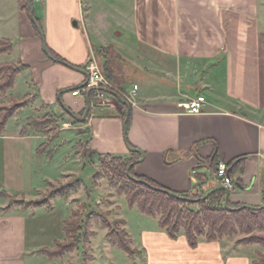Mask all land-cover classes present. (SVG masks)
I'll use <instances>...</instances> for the list:
<instances>
[{
  "label": "crops",
  "instance_id": "1",
  "mask_svg": "<svg viewBox=\"0 0 264 264\" xmlns=\"http://www.w3.org/2000/svg\"><path fill=\"white\" fill-rule=\"evenodd\" d=\"M27 5L0 0V40L12 44L0 66L25 67L0 94V105L17 107L0 130V264L55 260L42 251L66 239L65 223L80 205L123 221L136 251L127 255L142 264H255L264 250L236 246L237 238L201 237L195 248L184 231L171 239L158 219L130 208L101 180L95 186L98 172L68 199L29 203L82 182L85 167L98 171L105 156L131 159L129 146L141 152L135 175L172 193L209 194L222 186L221 163L234 181L229 204L263 207L264 0H33L44 41ZM92 59L124 96L138 90L132 103L110 98L90 107L82 123L88 101L72 92L87 75L63 63L84 71ZM199 96L204 112L188 114L183 105ZM45 117L53 120L47 135L29 125ZM65 131L75 137L60 138Z\"/></svg>",
  "mask_w": 264,
  "mask_h": 264
},
{
  "label": "trees",
  "instance_id": "2",
  "mask_svg": "<svg viewBox=\"0 0 264 264\" xmlns=\"http://www.w3.org/2000/svg\"><path fill=\"white\" fill-rule=\"evenodd\" d=\"M28 15L31 17L30 7H26ZM37 24L39 25V21ZM37 29V27H36ZM12 51V44L7 40H0V56ZM13 65L0 66V94L6 95L13 87L16 76L21 69ZM92 99V97H91ZM15 105L0 106L2 113L0 118V130L6 125V121L16 111ZM125 116V120H126ZM53 123L49 117L39 120H32L30 126L37 129L36 131L48 132L46 127ZM130 125V118L126 125L128 131ZM53 131V130H51ZM139 159V155L132 154L131 159L125 160L122 157L105 156L101 158V166L107 173L111 184L117 189L119 197H125L130 208L137 207L141 214L159 220L161 229L169 235L171 239H176L182 230L189 242L190 247L195 248L198 245V239L205 237L208 241H217L225 237H233L239 232L251 235L255 231H264V210L251 211L243 209L240 211H229L224 206L226 193L222 190L213 193L207 200L203 198L207 193L201 194H179L178 196L193 200L189 202L186 200H178L164 191H169L155 182L139 177L134 173V167L130 170V175L134 180L128 176V168L135 164ZM101 178V172H98L94 177V185L97 186L96 181ZM137 181H143L150 184L153 188H149ZM81 181H75L60 188H55L48 193L46 198L36 202L29 203L31 206L47 205L58 197L68 199L74 192H77L82 187ZM89 197V196H88ZM17 205V204H11ZM198 206V211L191 209ZM232 209L241 208L238 205H230ZM86 205H80L77 210L72 213L71 218L65 223L66 239L62 242H57L53 249L43 250L42 253L51 259L63 258L67 253H72L79 250L81 243L88 246L86 251L90 253L91 239L95 233L92 231L93 225L100 224L107 229V239L110 243L118 249L124 251L130 257L136 254L131 247V240L123 228L125 225L123 221H114L112 224L108 221H102L103 218L96 212L90 213L84 219V211ZM107 219L110 214H105ZM258 243L264 247V238H248L237 242L236 246L250 245ZM88 259L90 256H87ZM255 264H264V254H259L258 260Z\"/></svg>",
  "mask_w": 264,
  "mask_h": 264
},
{
  "label": "rangeland",
  "instance_id": "3",
  "mask_svg": "<svg viewBox=\"0 0 264 264\" xmlns=\"http://www.w3.org/2000/svg\"><path fill=\"white\" fill-rule=\"evenodd\" d=\"M1 79H2V76H0V82L2 81ZM0 106H3V105H0ZM49 118L52 119L51 117H49ZM41 119H43V118H41ZM37 120H39V119H37ZM46 128H49V125ZM47 131L48 132H44V130H41L40 132H43L46 135L50 134L52 132L51 130H47ZM74 137L75 136H74L73 132L65 131L64 133H62L60 138H64L67 141H70ZM55 141H56L55 139H51V142H48V143H54ZM100 165H101V162H100ZM97 172H101V178L99 180H101L103 182V184L112 187L113 191H115L116 195L118 196L116 187L113 184H111L110 179L107 176V173L102 168V166L100 167V169L98 171L93 166H86L85 167L84 173L81 176L82 184H83L82 188H85V183L88 187L90 185H92L93 176ZM75 181H79V180L73 179L68 184L75 182ZM58 188H60V187H58ZM49 192H51V191H49ZM74 193H76V192H74ZM46 196H45V198H46ZM10 201H11V204H17V205L25 203L21 199L20 200L11 199ZM191 209L196 210V211L199 210L198 206H194ZM90 213H92V211H84V215H83L84 219H86V217ZM98 214H100L101 217L103 218L102 221H106V222L109 221L111 224H112V222H114V221H110L109 218L107 219V217L105 216L104 213L98 212ZM182 231H184V230H182ZM95 232H96V239L92 241V246H91V248L93 249L94 256H95L94 264H111V263H109L110 262L109 261L110 259L108 257L109 254L112 255L111 261L115 262L116 264H142V261H140V260L135 261V259L130 258L124 251H122L118 248L111 249L110 243L105 236L106 231L103 229V227H101L100 225H96ZM225 238H232V239L237 238L238 242L246 240L248 238H253V240H257L258 238H264V231H258L257 230L254 233H252L251 235L239 232L237 235H235L233 237H225ZM250 245H259L261 247V249L264 250V247L258 243H254V244H250ZM87 248H88V246H85L83 243H81L79 250L72 252V253H70V252L67 253L64 256V258L55 259L52 262H50L48 259H44V261L40 264H88V257L87 256H90V253H88V251H86ZM261 254H263V253H261Z\"/></svg>",
  "mask_w": 264,
  "mask_h": 264
},
{
  "label": "built area",
  "instance_id": "4",
  "mask_svg": "<svg viewBox=\"0 0 264 264\" xmlns=\"http://www.w3.org/2000/svg\"><path fill=\"white\" fill-rule=\"evenodd\" d=\"M84 71L87 74V81L85 85L72 92L74 97L89 98L90 107H96L98 104L108 102L110 98H116L117 96L120 97L123 102L132 103V97L138 90L137 86L133 88V92L130 97L124 96L122 92H120L113 85V83L108 80L95 59H92L87 63ZM205 104V98L203 96H199L183 105V108L188 114L200 115L204 112ZM217 176L220 179L222 186H224L228 191L234 189V181L231 177L228 166L220 163L217 169Z\"/></svg>",
  "mask_w": 264,
  "mask_h": 264
},
{
  "label": "water",
  "instance_id": "5",
  "mask_svg": "<svg viewBox=\"0 0 264 264\" xmlns=\"http://www.w3.org/2000/svg\"><path fill=\"white\" fill-rule=\"evenodd\" d=\"M29 7H30V9H31V17H32V21H33L34 25L37 27L39 33H40L41 36H42V40L44 41V39H43V35H42V32H41V29H40L39 25L37 24V21L35 20L34 15H33V0H29ZM74 25H77V23L75 22ZM44 50H45V53L47 54V56H48L49 58L53 59L54 61H57V60H55V59L49 54V52H48L47 47H46L45 44H44ZM57 62H60V61H57ZM63 64H64L65 66L69 67L70 69H73V70H75V71H78V72H81V73L87 75L84 71H82V70H80V69H78V68H75V67H73V66H71V65H68V64H65V63H63ZM116 98H117L120 102L124 103L123 100H122L120 97L117 96ZM87 101H88V109H87V111H86V115L84 116V118H82V119H78V120H79L80 122H82V123L86 121L87 116H88V114H89V109H90V101H89V98H87ZM130 112H131V108H130V106H128V113H127V117H126V120H125V128H126V125H127L128 121H129ZM125 135H127L126 132H125ZM128 149H129L131 152L141 153V152H139V151H137V150L132 149V148L129 147V146H128ZM133 166H134V164H132V165L128 168V172H127L128 176L130 177L131 180H134V179L131 177V175H130V170H131V168H132ZM137 182H138V183H141V184H144V185H146V186L149 187V188H153L150 184H148V183H146V182H143V181H137ZM153 189H154V188H153ZM218 190H224V191L226 192V199H225V204H224V206H225V208H226L227 210H229V211H240V210H243V209H248V210H251V211L264 210V206L261 207V208H253V207H249V206H243V207H241V208H239V209H232V208H230V207H229V195H230V192H229L224 186H220V187H218L217 189L213 190L212 192H210L209 194H207V195L203 198V200H207V199H208L213 193H215V192L218 191ZM164 192H165L166 194H168V195H170V196H172V197L178 199V200H186V201H189V202H195V201H193V200H189V199L182 198V197L178 196L177 194L172 193V192H170V191H164Z\"/></svg>",
  "mask_w": 264,
  "mask_h": 264
}]
</instances>
